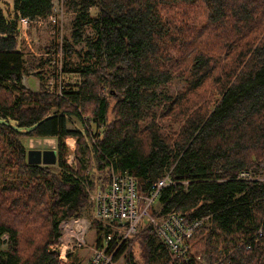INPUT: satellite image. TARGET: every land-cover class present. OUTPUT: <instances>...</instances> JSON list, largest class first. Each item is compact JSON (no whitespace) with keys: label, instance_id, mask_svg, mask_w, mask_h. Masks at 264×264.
<instances>
[{"label":"trees","instance_id":"1","mask_svg":"<svg viewBox=\"0 0 264 264\" xmlns=\"http://www.w3.org/2000/svg\"><path fill=\"white\" fill-rule=\"evenodd\" d=\"M12 7V18L0 9V264H83L47 249L60 221L90 215L89 191L111 169L140 195L170 176L148 212L201 220L188 263L264 264V180L238 175L264 165V0H61L70 36L47 50L61 43L75 89L21 84L17 20L54 16V3ZM39 137L55 138V164L27 162ZM111 224L91 221L98 239ZM130 242L124 264H186L143 219Z\"/></svg>","mask_w":264,"mask_h":264},{"label":"built area","instance_id":"2","mask_svg":"<svg viewBox=\"0 0 264 264\" xmlns=\"http://www.w3.org/2000/svg\"><path fill=\"white\" fill-rule=\"evenodd\" d=\"M52 20H56L52 16ZM29 19L20 17L17 31L24 33L27 30ZM58 68V84L62 87L64 78L62 48L55 53L52 63ZM61 79V80H60ZM60 93V90H58ZM70 152L66 155V162L74 167L75 141L66 142ZM243 180H264V165L256 171L244 170L239 173ZM173 184L168 174L154 181L147 194L140 195L136 191L133 178L127 174H116L112 169L108 183L103 188L89 191L91 209L89 216L71 217L59 222V234L56 241L48 246V252L54 254L60 261H67L73 255L82 254L85 264H124L134 242H130L138 228L139 221H145V227L152 225L155 235L168 247L171 254L188 263L189 243L195 229L201 220L186 221L177 214H169L157 219L148 212V207L155 203L161 188ZM93 219H106L111 229L100 239L95 229L91 227ZM260 229L258 233H260ZM7 236L2 235L5 240ZM85 253L87 257H85ZM200 256L196 259L199 260Z\"/></svg>","mask_w":264,"mask_h":264},{"label":"rangeland","instance_id":"3","mask_svg":"<svg viewBox=\"0 0 264 264\" xmlns=\"http://www.w3.org/2000/svg\"><path fill=\"white\" fill-rule=\"evenodd\" d=\"M54 3V17L57 20V25L53 23L52 16L47 18H41V21H32L30 26L27 27V35L29 44L25 41L24 36L19 38L21 31L18 32L17 40L20 44V48L23 49L24 54L27 59V71L23 73L21 83L29 90H37L39 87V81L42 77V80L45 81V85L48 89H52L55 83L58 86V68H55L50 64L54 58L55 53L58 52L61 43L58 45V48L54 51L49 52L47 50L48 47H51L56 40L60 39V34H63L64 37L70 36L71 30V20L73 18L72 13H63L61 10V0H53ZM0 9L3 10L6 18L14 17V10L12 5L10 4V0H0ZM90 12L92 14L96 13V8H90ZM19 19L17 20V27L19 24ZM81 45L77 46L80 47ZM63 51V49H62ZM76 60L75 56L72 57L71 61L74 62ZM40 64V68L37 66ZM69 64H67L68 66ZM63 67H64V54H63ZM62 67V69H63ZM40 71V74H36L34 71ZM66 74H64V78L62 77V83L65 87L76 88V85L79 82L78 74L73 73V71L66 70ZM57 73V74H56ZM41 76V77H40ZM61 80V79H60ZM73 121H76L75 118ZM70 127H73V124H69ZM71 142V140H68ZM56 142L49 144L46 140H42V138H30L27 141V149L29 148H38V149H54L55 151ZM56 152V151H55ZM55 164V162L53 163ZM78 254V253H76ZM79 256L83 257L82 254L79 253ZM85 257L87 254L85 253ZM83 264L85 262L83 261Z\"/></svg>","mask_w":264,"mask_h":264},{"label":"water","instance_id":"4","mask_svg":"<svg viewBox=\"0 0 264 264\" xmlns=\"http://www.w3.org/2000/svg\"><path fill=\"white\" fill-rule=\"evenodd\" d=\"M27 162L33 164H53L56 163V152L54 149L29 148L27 150Z\"/></svg>","mask_w":264,"mask_h":264},{"label":"crops","instance_id":"5","mask_svg":"<svg viewBox=\"0 0 264 264\" xmlns=\"http://www.w3.org/2000/svg\"><path fill=\"white\" fill-rule=\"evenodd\" d=\"M10 4L12 5V0H10ZM13 8V7H12ZM2 10V9H1ZM3 11V10H2ZM41 20H43V19H35V20H29V22H28V25L30 26V24H31V22L32 21H36V22H38V21H41ZM27 31V30H26ZM24 32V33H22L21 32V34L19 35V38L20 37H22V35L24 36V38H25V41L29 44V40H28V35H27V32ZM18 37V36H17ZM17 42H18V40H17ZM18 49L19 50H22L23 51V49H21L20 48V44H19V42H18ZM22 84V83H21ZM23 85V84H22ZM25 87V86H24ZM26 88V87H25ZM41 137H39V138H37V139H40ZM42 140H46L49 144H51V143H54L55 144V138H53V137H42ZM68 140H71V141H75V139L74 138H72V137H69V138H67L66 140H65V142H68Z\"/></svg>","mask_w":264,"mask_h":264},{"label":"bare ground","instance_id":"6","mask_svg":"<svg viewBox=\"0 0 264 264\" xmlns=\"http://www.w3.org/2000/svg\"><path fill=\"white\" fill-rule=\"evenodd\" d=\"M18 28V27H17ZM75 157V156H74ZM239 175V174H238ZM163 177V176H162ZM251 181V180H250ZM144 195V194H143ZM151 206V205H150Z\"/></svg>","mask_w":264,"mask_h":264}]
</instances>
